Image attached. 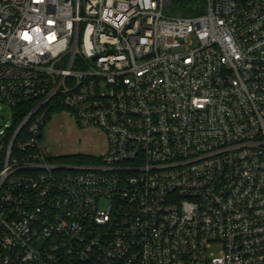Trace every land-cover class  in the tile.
<instances>
[{
  "label": "built area",
  "instance_id": "built-area-1",
  "mask_svg": "<svg viewBox=\"0 0 264 264\" xmlns=\"http://www.w3.org/2000/svg\"><path fill=\"white\" fill-rule=\"evenodd\" d=\"M198 2L0 0V264H264V0Z\"/></svg>",
  "mask_w": 264,
  "mask_h": 264
},
{
  "label": "rangeland",
  "instance_id": "rangeland-1",
  "mask_svg": "<svg viewBox=\"0 0 264 264\" xmlns=\"http://www.w3.org/2000/svg\"><path fill=\"white\" fill-rule=\"evenodd\" d=\"M186 3L196 6L199 2L188 0ZM163 15L174 18L189 16V13L181 6L174 5L164 9ZM0 126H3L1 119ZM40 145L59 157L86 156L98 159L107 150V139L97 128L78 126L69 111L60 109L50 113L45 120Z\"/></svg>",
  "mask_w": 264,
  "mask_h": 264
},
{
  "label": "trees",
  "instance_id": "trees-1",
  "mask_svg": "<svg viewBox=\"0 0 264 264\" xmlns=\"http://www.w3.org/2000/svg\"><path fill=\"white\" fill-rule=\"evenodd\" d=\"M186 1L188 0H170L171 2V7L174 5H181V4H185ZM24 115H17L15 121H14V128H16L22 121ZM24 131V130H23ZM22 131V132H23ZM90 157H86V156H71V157H59L58 160L60 162H86L89 161Z\"/></svg>",
  "mask_w": 264,
  "mask_h": 264
},
{
  "label": "water",
  "instance_id": "water-1",
  "mask_svg": "<svg viewBox=\"0 0 264 264\" xmlns=\"http://www.w3.org/2000/svg\"><path fill=\"white\" fill-rule=\"evenodd\" d=\"M0 117L3 118L5 121L8 119V114H0Z\"/></svg>",
  "mask_w": 264,
  "mask_h": 264
}]
</instances>
